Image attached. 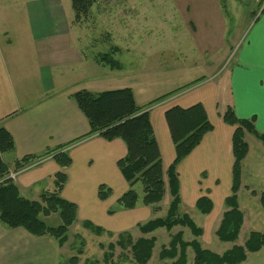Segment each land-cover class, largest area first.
Masks as SVG:
<instances>
[{"label":"crops","instance_id":"crops-1","mask_svg":"<svg viewBox=\"0 0 264 264\" xmlns=\"http://www.w3.org/2000/svg\"><path fill=\"white\" fill-rule=\"evenodd\" d=\"M133 1L142 2L136 9L143 17L189 18L193 28L186 33L194 37L197 26L192 16H198L200 12L191 14V6L187 3L171 0L172 3L167 4L158 0L156 10H153L151 7L147 9L146 0ZM209 2L216 13L222 12L218 0ZM247 14L251 19L222 82L218 83L215 75L221 62L216 61L213 53L209 57L204 45L198 41L193 50L183 46L182 40L180 47L170 56L164 55L163 49L152 63L142 58L136 61V68L119 62L117 69L82 55L71 29L75 16L71 0H31L24 10L0 11V26L6 33L17 31L18 41L22 44L17 54L23 58L18 60L10 54L15 50L11 49L14 44L8 38L5 48L14 74L8 86L0 83V126L11 135L14 147L8 151V161L4 160L3 154L2 160L9 170H13L17 161L37 157L30 162L36 164L20 172L12 181L22 197L38 200L41 194L56 190L55 173L59 166L51 155L61 150L67 152L71 163L64 168L66 180L60 196L76 206V219L69 228L73 227V236L83 242L81 253L90 249L95 253V248L102 250L112 242L113 236L149 220L157 212L141 201L133 209L118 207L117 199L128 189L117 167L126 147L118 138L107 141L96 135L82 137L89 132V124L72 98L79 90L101 92L129 88L137 106H147L151 101L170 94L149 109L165 181L166 171L175 158L165 111L175 106L186 109L200 104L212 128L179 162L176 175L180 199L178 214H188L201 228V234L196 237L189 230L191 238L184 239L186 230L181 226H175L169 232L171 235L181 232L186 242L197 239L202 248L217 254L233 245L243 246L252 231L264 232L261 203L264 196V146L254 135L245 133L248 151L241 163L236 198L243 222L234 242H221L216 236L222 214L227 209L224 200L231 194L233 165L231 140L234 127L223 122L221 113L226 106H231L237 118L252 120L255 130L264 133V1L260 3L258 13ZM131 29L133 31L135 27L131 25ZM159 43L165 48L168 46ZM129 45L126 53L133 55V50L138 49L137 43L130 42ZM77 71L81 77L69 80V74ZM62 145L65 147L56 150ZM50 150L53 151L45 154ZM101 184L110 189L105 200H100L97 195ZM201 197L209 199V213L196 208ZM169 200L166 192L162 201L168 206ZM109 209L114 213L108 214ZM49 216H42V219ZM85 222L102 231L97 234L85 228ZM148 235L152 236L153 232ZM69 240L68 237L62 246H58L48 235L36 236L23 227L8 228L0 223V264H59V255ZM189 253L193 264L191 247L186 248L185 264ZM168 260L171 263L172 260ZM238 264H264V246L256 252H247L246 259Z\"/></svg>","mask_w":264,"mask_h":264},{"label":"trees","instance_id":"trees-1","mask_svg":"<svg viewBox=\"0 0 264 264\" xmlns=\"http://www.w3.org/2000/svg\"><path fill=\"white\" fill-rule=\"evenodd\" d=\"M71 1L75 19L84 15L91 5V0ZM218 1L222 9L226 10L225 0ZM96 60L111 68L120 67L119 62L110 53H104ZM168 95L170 94L151 101L147 106H137L129 88L101 92L79 90L72 95V98L89 124V132L82 137L96 135L107 141L118 138L125 144V155L117 161V167L127 182L128 189L117 199L118 207L126 210L136 207L139 199L135 189L137 184L142 186L141 203L151 207L153 212L160 210L159 204L166 192L170 197L166 215L138 223L137 230L147 235L159 228L171 230L175 226H181L188 228L197 237L201 234V228L188 214H178L180 199L176 166L199 144L203 135L210 131L212 126L200 104L186 109L175 106L165 111V120L175 149V158L166 171L165 181L160 152L149 119V109ZM221 119L234 127L231 140L233 165L231 194L224 200L227 209L222 214L216 236L221 242H234L243 222V214L238 208L236 198L240 187L241 163L248 151L244 136L245 133L252 134L264 146V133L255 130L252 120L237 118L231 106H226L221 113ZM13 147L11 135L0 126V223L8 228L23 227L28 233L36 236L48 235L56 240L58 246H62L68 239L69 226L76 219V206L60 196L66 180L64 168L70 165L71 160L65 150L53 153L51 156L59 166V170L55 173L56 190L41 194L38 200H31L19 194L12 179H4L9 169L1 155L12 150ZM64 147L59 146L56 150ZM51 151L53 150L45 154ZM34 158L25 157L20 162L17 161L14 169L30 163ZM109 194L110 189L107 186L103 184L98 186L97 195L100 200H105ZM261 203L264 207V196L261 198ZM196 208L202 213H209L211 210L209 199L206 197L198 199ZM53 213L58 214L61 221L57 226L48 225L41 217ZM112 213L114 210L109 209L108 214ZM84 227L97 234L102 231L88 222L84 223ZM155 240L154 236H141L133 241L128 231L119 233L117 240L108 243L104 248L103 261L112 264V252L118 245L123 249L129 247L135 264H146L151 258ZM263 246L264 232L252 231L243 246L233 245L224 253L217 254L202 248L197 239L184 241L182 233L177 232L171 236L168 248L162 247L158 256L160 259L172 260L169 264H185L186 248L191 247L194 252L193 264H238L246 259L247 252H256ZM78 252L81 254L82 250ZM77 261V257L72 256L65 264H76ZM83 264H101V261L85 260Z\"/></svg>","mask_w":264,"mask_h":264},{"label":"rangeland","instance_id":"rangeland-1","mask_svg":"<svg viewBox=\"0 0 264 264\" xmlns=\"http://www.w3.org/2000/svg\"><path fill=\"white\" fill-rule=\"evenodd\" d=\"M30 1L31 0H0V11L24 10ZM161 1L167 4L172 3L171 0ZM179 1H183L191 6V14L195 15L200 12L198 16H192L197 26L194 37L186 33V31L190 33V30L193 28L192 22L188 21L189 18H173L169 16L143 17L141 16V12L136 9L137 4L142 2L133 0H91V5L84 15H80L78 19H75L74 16L71 28L74 42L81 47L83 56H91L95 59H99L102 54L110 53L116 61L122 62L126 67L136 68L138 67L136 61L138 62L140 59L144 58L143 60L149 59L152 63L154 57L156 58L159 56L163 49L164 55L166 56L175 53L180 47V42L182 40H184L183 46H186L187 49L191 47L192 50L194 49L195 42L198 41L199 44L204 45L209 57L213 53V56L215 55L217 58L216 61L218 60L219 63L221 62V68L215 75V81L218 83L222 82L231 64V58L242 39L244 29L249 19H251L247 16V13L252 11L258 13L260 3L264 0H225L226 10L221 7V13L215 12L209 0ZM157 3L158 0L144 1V4L147 5V9L151 7L154 8L153 10H156ZM131 25L135 27L133 31H131ZM16 32L15 29L9 33L3 32L0 26V83L7 86L11 83L14 74L12 65L8 61V49L5 48V42L8 38L13 41L14 44V47L11 49L15 50L14 52L11 51L10 54H12L15 59H23L17 54L22 44L19 43ZM130 42H136V46L138 47V49L133 50V55L130 52H128V54L126 53V46H130ZM159 42L166 43L168 46L165 48L164 45ZM128 50L131 51L132 49ZM21 64L24 66L26 65L24 62H21ZM24 66L22 69L25 71L26 69ZM79 74V71L69 74V80L75 79L77 76L81 77ZM22 75L25 74L22 73ZM8 153L9 152L3 153L5 161L9 159ZM135 189L139 196L138 201L140 202L143 195L142 186L137 184ZM159 206L160 210L156 211L157 213L153 214L151 218L164 217L166 215V201H161ZM44 221L50 226H57L61 223L56 213L51 214L48 218L44 219ZM144 222L145 221H142L141 223ZM184 229L186 231L184 232L183 238L190 239L191 234L189 229H186V227ZM128 232L133 241L141 236H151L148 234H141L136 226H133ZM73 233L74 228H69L67 234L70 238V243L62 249L58 260L59 264H65L67 259L74 255L78 260L76 264H83L85 260H98L101 261V264H107L103 261L102 256L105 250L104 248L102 250L100 248H95V253L90 249L88 252L80 254L78 251L82 248L83 242L79 237H74ZM152 236L155 237L156 242L152 251V257L146 264H169L170 261L168 259H160L158 254L162 247L168 248L167 243H169V238L172 236L171 233L169 230L166 231L165 228H160L154 231ZM116 240L117 237L115 236L111 238L112 242ZM190 254L191 253L188 255L187 264H192ZM112 264H135L129 247L123 249L117 245L112 252Z\"/></svg>","mask_w":264,"mask_h":264},{"label":"built area","instance_id":"built-area-1","mask_svg":"<svg viewBox=\"0 0 264 264\" xmlns=\"http://www.w3.org/2000/svg\"><path fill=\"white\" fill-rule=\"evenodd\" d=\"M37 162H32L30 164H26L23 165L17 169L14 170H9L8 173L5 175L4 179H15V177L22 172L23 170H25L26 168L30 167L31 165L36 164Z\"/></svg>","mask_w":264,"mask_h":264}]
</instances>
